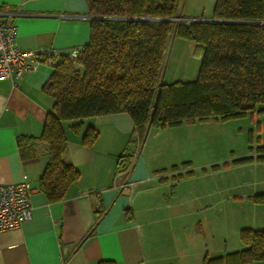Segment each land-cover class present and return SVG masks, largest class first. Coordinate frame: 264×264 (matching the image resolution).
<instances>
[{
    "label": "crops",
    "instance_id": "1",
    "mask_svg": "<svg viewBox=\"0 0 264 264\" xmlns=\"http://www.w3.org/2000/svg\"><path fill=\"white\" fill-rule=\"evenodd\" d=\"M215 4L180 0L178 13L187 21L212 19ZM90 18L86 0H0V22L16 26L25 50L85 46ZM51 73L38 59L21 78L0 80V183L26 175L32 188L30 218L0 232V264H204L242 249L241 229L264 230V200H254L264 198V161L237 165L248 167L232 176L234 191L218 165L192 166L189 124H181L152 128L143 155L118 171L121 155L136 150L126 112L62 122L63 160L79 177L50 202L38 184L49 160L40 137L53 109L43 89ZM90 126L97 137L88 145Z\"/></svg>",
    "mask_w": 264,
    "mask_h": 264
},
{
    "label": "trees",
    "instance_id": "2",
    "mask_svg": "<svg viewBox=\"0 0 264 264\" xmlns=\"http://www.w3.org/2000/svg\"><path fill=\"white\" fill-rule=\"evenodd\" d=\"M179 1L86 0L90 37L79 67L59 53L43 88L53 99V109L40 137L49 160L38 186L50 202L61 200L79 177L78 169L63 160L65 120L126 112L133 122L132 141L141 144L151 127L264 113V0H216L214 21L183 20ZM176 32L203 46L201 63L195 80L166 84L161 81L164 55ZM96 137L90 126L83 142L91 145ZM259 151L264 153V148ZM133 153L121 155L118 171L130 167ZM256 160L264 161V154ZM240 240L242 249L204 264L264 260V230L243 228ZM98 264L116 263L105 259Z\"/></svg>",
    "mask_w": 264,
    "mask_h": 264
},
{
    "label": "rangeland",
    "instance_id": "3",
    "mask_svg": "<svg viewBox=\"0 0 264 264\" xmlns=\"http://www.w3.org/2000/svg\"><path fill=\"white\" fill-rule=\"evenodd\" d=\"M202 51L201 44L176 32L166 46L161 81L172 84L195 80L199 72ZM187 124L189 127H185L184 130L192 137L191 148L187 153L192 166L218 165L223 171L222 177L226 179V186L232 187L234 191L237 182L231 179L232 176L238 171H247L246 165L237 167L242 164L237 161L244 158H252L251 161H255L258 155L264 154L259 151L261 147L264 148V113L254 111L228 119L219 117L195 119ZM154 132L151 127L141 142V155L144 153L143 146L146 140L151 138Z\"/></svg>",
    "mask_w": 264,
    "mask_h": 264
},
{
    "label": "built area",
    "instance_id": "4",
    "mask_svg": "<svg viewBox=\"0 0 264 264\" xmlns=\"http://www.w3.org/2000/svg\"><path fill=\"white\" fill-rule=\"evenodd\" d=\"M84 53V46L73 48L65 54L75 67ZM59 57L53 48L21 49L16 43V26L0 22V80H17L25 71L32 69L38 59L49 64ZM140 143H136L134 157L140 156ZM124 186V185H122ZM32 193L28 177L24 175L18 182L0 183V232L16 229L30 218V195Z\"/></svg>",
    "mask_w": 264,
    "mask_h": 264
},
{
    "label": "water",
    "instance_id": "5",
    "mask_svg": "<svg viewBox=\"0 0 264 264\" xmlns=\"http://www.w3.org/2000/svg\"><path fill=\"white\" fill-rule=\"evenodd\" d=\"M170 20H179V17L177 18H172ZM200 20H203V21H214V19H200Z\"/></svg>",
    "mask_w": 264,
    "mask_h": 264
}]
</instances>
